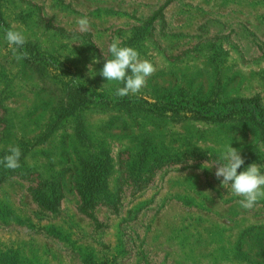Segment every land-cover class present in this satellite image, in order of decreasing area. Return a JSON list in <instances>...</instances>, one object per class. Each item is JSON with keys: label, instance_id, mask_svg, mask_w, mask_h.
I'll list each match as a JSON object with an SVG mask.
<instances>
[{"label": "rangeland", "instance_id": "374dc122", "mask_svg": "<svg viewBox=\"0 0 264 264\" xmlns=\"http://www.w3.org/2000/svg\"><path fill=\"white\" fill-rule=\"evenodd\" d=\"M115 38L156 67L136 95L101 75ZM251 99L264 0H0V264H264V199L215 176L229 144L264 174V126L221 109Z\"/></svg>", "mask_w": 264, "mask_h": 264}, {"label": "clouds", "instance_id": "9594fccd", "mask_svg": "<svg viewBox=\"0 0 264 264\" xmlns=\"http://www.w3.org/2000/svg\"><path fill=\"white\" fill-rule=\"evenodd\" d=\"M81 31H87L90 26L89 19L84 16L77 20ZM5 41L11 46V51L15 58L23 60L29 58L27 51H22L27 39L22 31L8 29L5 32ZM109 52L112 58L106 59L101 70V75L107 81H115L123 86L117 87L114 95L116 97H125L136 95L146 86L147 80L156 72L155 65L142 59L139 51L130 46H122L119 38L113 39L109 45ZM8 153L0 160V164L7 169L15 170L20 165L21 149L19 146H10ZM215 176L221 180L224 187L231 185L233 195L241 197L239 204L243 209H252L257 202L264 199V174L256 163L247 166L243 171L238 169L244 164V158L240 152L227 145L220 153ZM214 165V164H213ZM211 165L209 168H211Z\"/></svg>", "mask_w": 264, "mask_h": 264}, {"label": "trees", "instance_id": "16d2710c", "mask_svg": "<svg viewBox=\"0 0 264 264\" xmlns=\"http://www.w3.org/2000/svg\"><path fill=\"white\" fill-rule=\"evenodd\" d=\"M227 113L232 112H245L250 114L253 118H255L262 126H264V112L261 110L260 106L255 100H241L238 103L231 104L230 107H222ZM42 207L47 210L54 212L56 211L58 196L52 195L50 198L46 200L39 201ZM92 220L94 218L90 216Z\"/></svg>", "mask_w": 264, "mask_h": 264}]
</instances>
